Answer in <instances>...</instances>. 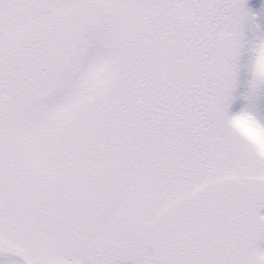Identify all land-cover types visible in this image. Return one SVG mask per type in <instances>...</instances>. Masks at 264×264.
<instances>
[{
  "label": "snow or ice",
  "instance_id": "1",
  "mask_svg": "<svg viewBox=\"0 0 264 264\" xmlns=\"http://www.w3.org/2000/svg\"><path fill=\"white\" fill-rule=\"evenodd\" d=\"M0 264H264V0H0Z\"/></svg>",
  "mask_w": 264,
  "mask_h": 264
}]
</instances>
